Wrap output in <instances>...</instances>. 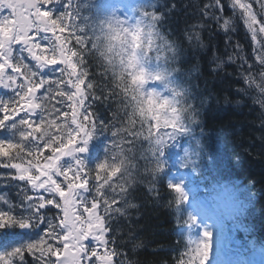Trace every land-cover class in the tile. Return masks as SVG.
I'll list each match as a JSON object with an SVG mask.
<instances>
[{"label":"snow or ice","instance_id":"obj_1","mask_svg":"<svg viewBox=\"0 0 264 264\" xmlns=\"http://www.w3.org/2000/svg\"><path fill=\"white\" fill-rule=\"evenodd\" d=\"M193 3L196 19L185 22L179 35L167 31L184 60L193 62L194 97L207 104L217 94L215 84L225 85V106L230 96L239 97L237 103L258 114L257 155L264 157V0ZM151 4L144 0L134 8L140 18L128 27L115 9L100 21L106 39L119 40L110 52L119 57L122 76L140 77L122 90L137 105L150 97L159 106L155 127L152 117L135 116L146 132L141 139L134 121L121 126L122 118L113 114L118 93L92 63L98 44L89 36L96 31L94 17L83 15L92 7L87 0H0V177L21 186L15 203L0 195V264H264V238L251 239L255 226L249 222L264 182L217 189L208 179L216 157L205 159V141L169 92L165 81L174 78L140 66L132 37L144 20L160 26L167 18ZM167 7L170 15L175 0ZM149 9L150 16L141 14ZM245 13H255V20ZM236 21L244 26L247 47L233 39ZM98 133L109 136L107 158L92 165L91 141ZM73 134L74 144L54 151ZM146 142L152 149L141 153L137 145ZM252 147L241 144L233 164L242 165ZM257 183L261 188L253 191ZM160 210V223L170 227H157L145 241L146 217ZM16 229L37 231L16 243ZM158 236L177 239L161 244ZM149 243L155 245L151 250ZM161 252L171 255L159 259Z\"/></svg>","mask_w":264,"mask_h":264},{"label":"trees","instance_id":"obj_2","mask_svg":"<svg viewBox=\"0 0 264 264\" xmlns=\"http://www.w3.org/2000/svg\"><path fill=\"white\" fill-rule=\"evenodd\" d=\"M167 3H171V0H164ZM244 1V0H243ZM177 8L175 11H172L168 18V23L164 25L166 32L168 33V29L172 28L174 34L179 35L180 28L183 27L185 22H192L196 19V15L194 13L195 4L193 0H175ZM168 13L169 9L166 8ZM91 11H87L85 16H93ZM238 28L235 33L233 39L239 40L242 44H247V38L242 34V28L239 24V21H236ZM94 24L96 31L95 33L89 32V36L93 39L95 44L102 43L106 39L101 36L99 32V28L97 27L98 21L96 17H94ZM165 33V31H164ZM178 33V34H177ZM100 34V35H99ZM168 35H170L168 33ZM205 38L207 39V34H205ZM218 47L223 55L224 52V37L223 35L218 38ZM175 40V36H174ZM97 49H95L94 54L91 57L92 63L98 66V70L101 72H106L109 77V83L111 86L117 91L118 96L116 97V102L113 105V114L118 118H122L123 124L121 126L126 125L129 121H134L137 132L141 134V139L146 137V132L139 127V120L135 119L136 115H140L137 104L135 103V97L132 96L131 92H125L124 89L126 86L129 87L128 83L125 80L124 75L118 80L116 79V73L110 72L102 67L101 64L98 63L97 57ZM115 60V56H113ZM193 65V62L191 61ZM207 64L204 65V75L207 77L209 74L207 72ZM190 70H195L193 67ZM231 71V68L227 69ZM195 74V71L194 73ZM192 79L194 75H189ZM209 87H213L210 83ZM225 85H221L219 83L215 84V92L217 93L209 103L201 104L200 98H195L189 102L191 105V112H195L197 117H199L198 122L194 124V127H199L200 131L205 134L209 140L205 142L206 152H209L211 148L216 153V160H221L222 164H224L227 168L229 174L234 177H237L239 182H241L239 189H243L245 185H248L249 181L255 179L257 181L264 182V157H260L257 153L260 150V142L256 139L260 135L259 122L256 119L255 112H251L247 106H243V102L237 103L240 99L239 97H231V105L225 106L224 104V96L230 95L226 91H223ZM190 91H192L191 87ZM219 101V102H217ZM251 102V101H249ZM205 108V109H204ZM204 110V112H203ZM201 114V115H200ZM201 116V118H200ZM108 137V134H97L94 139H98V137ZM200 137V135L198 136ZM67 143V142H66ZM243 144L244 147H248L250 144L253 145L251 148L252 155L246 156L243 160L242 165L239 167L233 164V160L235 158V154L237 152L242 151L240 145ZM138 150L143 152H150L152 149L151 142H146L142 146L137 145ZM2 150V149H0ZM2 171V170H1ZM138 179V177H136ZM7 185V186H5ZM0 187L2 188V195H4L7 199H10L13 203L17 202L20 198L15 190L14 183L12 181H8L4 177H0ZM261 188V183L256 184V189L253 191H258ZM139 195V194H137ZM251 212V221L255 226V234L257 233L260 236L264 237V196H258L255 199V206L252 208ZM158 217V218H157ZM165 219V215L163 210H160L159 213L152 212L149 217H146V223L148 225L147 230L142 234V238L145 241L153 239V232L158 228L167 229L170 227L168 224H161L160 221ZM161 244H166L170 241H175V236H158L156 237ZM139 243V242H138ZM155 245L149 243L148 248L151 250ZM166 255H171V253L161 252L159 254V259H165ZM142 258H147L149 260L153 259L150 255L145 253L141 254Z\"/></svg>","mask_w":264,"mask_h":264},{"label":"clouds","instance_id":"obj_3","mask_svg":"<svg viewBox=\"0 0 264 264\" xmlns=\"http://www.w3.org/2000/svg\"><path fill=\"white\" fill-rule=\"evenodd\" d=\"M114 44V42L109 39H106L102 43L99 44L97 49V57H98V63L102 65L103 68L110 72L116 73V79H120L123 70L120 67L119 59L117 56V59H113V54L110 52V45ZM180 107L183 111H186V108L183 103L180 104ZM188 107H191V105H188Z\"/></svg>","mask_w":264,"mask_h":264},{"label":"bare ground","instance_id":"obj_4","mask_svg":"<svg viewBox=\"0 0 264 264\" xmlns=\"http://www.w3.org/2000/svg\"><path fill=\"white\" fill-rule=\"evenodd\" d=\"M206 65V64H205ZM193 67V66H192ZM192 67L190 69H192Z\"/></svg>","mask_w":264,"mask_h":264}]
</instances>
